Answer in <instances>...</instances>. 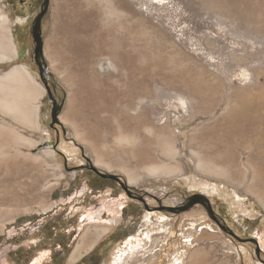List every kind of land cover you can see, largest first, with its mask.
Instances as JSON below:
<instances>
[{"label": "rangeland", "instance_id": "1", "mask_svg": "<svg viewBox=\"0 0 264 264\" xmlns=\"http://www.w3.org/2000/svg\"><path fill=\"white\" fill-rule=\"evenodd\" d=\"M44 11L53 98L33 57ZM2 13L19 56L0 75L24 65L45 95L42 130L0 109V264H117L136 248L155 264H264V0H0ZM164 164L180 175L149 171ZM93 167L125 185L97 188ZM105 218L118 224L92 247Z\"/></svg>", "mask_w": 264, "mask_h": 264}, {"label": "bare ground", "instance_id": "2", "mask_svg": "<svg viewBox=\"0 0 264 264\" xmlns=\"http://www.w3.org/2000/svg\"><path fill=\"white\" fill-rule=\"evenodd\" d=\"M112 2H113V0H112ZM78 6H79L78 8L81 9L84 7V4L78 3ZM113 12L115 13V11H113ZM69 13H70V15H74L76 17L83 18V13L81 11H75L74 10L73 12H69ZM85 13H87V12L85 11ZM0 18H1L0 19V25L1 26L3 25L4 30H5V34H4L5 40H4V42L0 41V64H3V63L11 62V61L17 59L18 49H17V46L15 44L14 38L12 36L11 27H10V24H11L10 17L8 16V14L2 13V16ZM29 83H34L36 86V91H35L33 96L28 91V84ZM81 87H83V88L79 91V93H80V95L84 96V92L87 89H86V87L81 86V84H80L78 87V90ZM87 92H90V90H87ZM44 95H45V89L34 78V76L29 71V69H27L24 65H16L13 68H11L9 71H7L5 74L0 75V109L4 113L12 116V118L15 121H18L23 125L35 128L37 130H39V129L42 130V126L40 123V117H41L40 112H41V106H42L41 100H42ZM87 104H88L87 100L85 99V97H83L79 103V106L82 108V107H86ZM31 105H32V107H31ZM88 108L89 109L85 108L84 110H82L80 115H76V114H73L71 111H67L63 118H65L67 120V122H68L69 118H78V120L80 119L81 121H84L85 115L87 117L89 112L91 114H93L92 108L90 106ZM75 125H76V123H75ZM10 129H13V128L11 127ZM13 130H15V129H13ZM8 132H10V131H8ZM121 139L131 140V137L129 135H123V136H121ZM20 140L24 141L25 139L21 137V138H19V141ZM19 143H21V142H19ZM17 145L19 146V144H17ZM17 145H15V146H17ZM2 148L5 149L4 147H2ZM178 153L179 152L177 151V149L174 146H171L168 150L167 155H169L171 157H175V155H178ZM50 154H53V153L50 152ZM193 154L197 158V166L196 167L199 171L207 173V169H208V171H211V173L215 171L217 174L218 173L219 174L220 173L227 174L228 170L225 168V166L224 167L219 166L218 165L219 163H217L214 160L209 159L210 157L207 158V156H206V158H203L195 152H193ZM215 160H216V158H215ZM175 167L164 164V165H160V166H151L149 168V171L153 175H165L168 177H171V176H174L177 174L180 175L181 170L178 167H176V168ZM259 196H260L261 200L264 201V195H261V193H259ZM103 220H104V223L109 225V227H104L101 230H99L98 237H96V239H95L96 241H94L92 243V247L95 246L98 239H100L101 237H103L104 235L109 233L111 225L118 224V219H117V221H113V220H110L108 218H105ZM98 222H99V220H98ZM164 222H165V218L163 217V219L161 220L162 227H165ZM135 238H136L135 236L131 237L130 239L127 240L126 243L128 245L133 244ZM148 238L150 241H152L153 244H155L157 242V239H155L154 237L148 236ZM79 250H80V247L77 249V251L79 252ZM147 254H148V250H141V249L136 248L133 250V252L131 254L128 255V258H124V256H122L120 258V260L117 261V264H155V255L150 256ZM141 261H144V262L141 263Z\"/></svg>", "mask_w": 264, "mask_h": 264}, {"label": "flooded vegetation", "instance_id": "3", "mask_svg": "<svg viewBox=\"0 0 264 264\" xmlns=\"http://www.w3.org/2000/svg\"><path fill=\"white\" fill-rule=\"evenodd\" d=\"M33 35H34V40L36 41V45H37L35 50H34V55H33L34 61L38 65L40 73L42 72L44 74L45 81L47 82V86L50 89V94H48L49 98H53V86H54V84L49 82L50 78H48L44 72L46 70L45 63H44L42 57L38 56L37 52H36V50L38 48V42L41 40L40 26H37V24L33 28ZM21 55H23V51H21ZM88 170L94 172L93 181H94V185L97 188L103 187L107 182L117 183L120 186L125 185V182L121 178H111V177H108V175L105 173H102V172L98 173L97 171H94L93 169L92 170L88 169ZM129 191H131V190L129 189ZM129 193H131V195H132V192H129Z\"/></svg>", "mask_w": 264, "mask_h": 264}, {"label": "water", "instance_id": "4", "mask_svg": "<svg viewBox=\"0 0 264 264\" xmlns=\"http://www.w3.org/2000/svg\"><path fill=\"white\" fill-rule=\"evenodd\" d=\"M44 13H45V11L43 12V14H42V15L39 17V19L37 20V26H40V24H41V19H42V16L44 15ZM36 52H37V55H38V56H41V57H42V41H41V40L38 42V48H37ZM18 56H19V52H18ZM44 72H45V74L48 73L46 70H45ZM40 78H41L42 82L44 83V85H45V87H46L47 94H50V89H49V87L47 86V82L45 81L44 74H43L42 72L40 73ZM54 116H55V114H54ZM93 170H94V171H97L98 173H101V172L98 171L97 168H95V167H93ZM108 177H111V178H119L118 176H115V175H108ZM120 180H121V179H120ZM128 186H129V185H128ZM125 188H126L127 192H131V191H129V188H128V187H125ZM130 195H131V193H130Z\"/></svg>", "mask_w": 264, "mask_h": 264}]
</instances>
